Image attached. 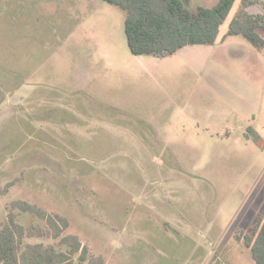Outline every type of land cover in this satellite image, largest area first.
<instances>
[{"label":"rangeland","instance_id":"374dc122","mask_svg":"<svg viewBox=\"0 0 264 264\" xmlns=\"http://www.w3.org/2000/svg\"><path fill=\"white\" fill-rule=\"evenodd\" d=\"M183 1L196 11L218 0ZM9 3L0 83L16 72L23 91L0 99V226L22 200L66 218L65 235L104 264H255L237 238L264 216V53L222 41L240 1L215 45L161 59L131 53L125 12L103 0ZM39 5L58 15L39 24ZM256 54L246 71L231 59Z\"/></svg>","mask_w":264,"mask_h":264},{"label":"trees","instance_id":"16d2710c","mask_svg":"<svg viewBox=\"0 0 264 264\" xmlns=\"http://www.w3.org/2000/svg\"><path fill=\"white\" fill-rule=\"evenodd\" d=\"M125 12L127 45L134 56L166 58L188 46L215 45L221 26L235 4L240 5L230 21L225 38L242 36L258 51H264V11L249 10L264 0H219L212 7L189 10L183 0H103ZM257 143L262 137L248 129ZM250 134L247 138H250ZM22 177L9 182L3 193L19 183ZM6 221L0 226V264H104L103 257H93L79 236L65 235L69 221L49 214L37 205L18 200L7 206ZM20 213H30L45 222L44 226H25L18 221ZM52 238V245L28 243V239ZM250 250L255 264H264V216L250 232L237 238Z\"/></svg>","mask_w":264,"mask_h":264},{"label":"crops","instance_id":"0c3cea01","mask_svg":"<svg viewBox=\"0 0 264 264\" xmlns=\"http://www.w3.org/2000/svg\"><path fill=\"white\" fill-rule=\"evenodd\" d=\"M11 1L12 0H10V3L8 4V7L9 8H12V4H11ZM219 1V0H218ZM218 1H217V3H218ZM216 3V4H217ZM42 4V3H41ZM215 4V5H216ZM261 5L262 6H264L262 3H261ZM214 6V5H213ZM200 7H202V6H200ZM254 8V7H253ZM251 13H259V12H263L264 10L262 9V10H258V11H252V8L249 10ZM58 12H59V7L55 10V11H53V10H49V12H46L44 9H43V6L42 5H39V6H37L36 8H35V13H36V16L38 17V18H36L37 19V22L40 24V22L42 21V20H47L48 18L47 17H45V16H47V15H50V16H54V15H58ZM57 13V14H56ZM19 16H17V17H9L8 16V18H9V20H15V19H17ZM12 24H13V22H11ZM16 23V22H15ZM43 23V22H42ZM44 25V24H43ZM43 25H41V26H43ZM40 33V32H39ZM40 34H43V33H40ZM226 35V34H225ZM225 35L223 36V38H222V41H225L226 40V38H225ZM42 39H43V37H42ZM48 45V43H46V45L45 46H47ZM257 50V49H256ZM258 51V50H257ZM258 53L259 54H261V53H264V51H258ZM259 54H256L254 57H252V58H250V57H248V58H246V59H244L243 60V58L241 57V56H238V57H235V58H231V59H234V62H238L237 64V66H239V67H242L245 71H246V63H251V60H252V62L254 61V62H260L261 61V59H262V57L261 56H259ZM241 62V63H240ZM251 64H253V63H251ZM235 65V64H234ZM231 67H233V66H231ZM248 67H250V70L252 71L253 70V67L252 66H249L248 65ZM2 73H4L5 75H8L10 78H7V79H4V82L3 83H0V99H2V100H4V98L6 97V95H10V94H15L16 92L17 93H20L19 91H23L19 86L21 85V84H19V82L17 81V73L16 72H12V73H8L7 71H2ZM257 100L259 101V105H262V102L264 101V98H263V96H258V98H257ZM252 116H253V118H255L256 120H260L261 118H260V115H258V114H256V113H253L252 114ZM254 129V128H253ZM255 130V129H254ZM258 132V131H257ZM259 133V132H258ZM260 134V133H259ZM260 136L262 137V135L260 134ZM257 222V221H256Z\"/></svg>","mask_w":264,"mask_h":264}]
</instances>
